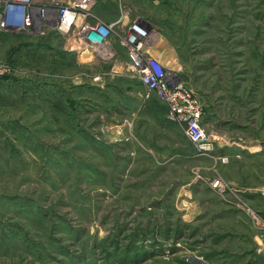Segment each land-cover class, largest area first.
<instances>
[{"label":"rangeland","instance_id":"374dc122","mask_svg":"<svg viewBox=\"0 0 264 264\" xmlns=\"http://www.w3.org/2000/svg\"><path fill=\"white\" fill-rule=\"evenodd\" d=\"M49 16L0 30V264H264V0H95L97 49ZM134 21L210 150L129 68Z\"/></svg>","mask_w":264,"mask_h":264},{"label":"built area","instance_id":"2783aa9c","mask_svg":"<svg viewBox=\"0 0 264 264\" xmlns=\"http://www.w3.org/2000/svg\"><path fill=\"white\" fill-rule=\"evenodd\" d=\"M38 1H42L41 5H38ZM94 3L95 0H0V30L8 26L31 28L36 16L48 25L49 12L54 11L55 23L51 28L55 31L74 35L83 45L104 48L109 44L119 21L108 24L91 19ZM149 38L144 24L137 21L129 24L122 39L129 53V68L146 87L148 95L153 93L165 101L171 118L184 125L186 136L200 150H210L207 131L200 121V107L189 88L183 82L171 83L167 66L145 50L150 44ZM219 158L222 162L228 160L226 156ZM212 185L220 193L233 188L223 187L221 177L215 178Z\"/></svg>","mask_w":264,"mask_h":264},{"label":"crops","instance_id":"0c3cea01","mask_svg":"<svg viewBox=\"0 0 264 264\" xmlns=\"http://www.w3.org/2000/svg\"><path fill=\"white\" fill-rule=\"evenodd\" d=\"M105 23H108V24H114V23H116L117 21H116V19H107L106 21H104ZM11 27H14V28H17V29H27L26 27H20V26H11ZM162 40V38H161V36L159 37V42ZM206 75V74H205ZM204 75V76H205ZM253 141V139H248V140H246L245 142L247 143V142H252ZM244 142V143H245ZM239 144V143H238ZM250 144H252V143H250ZM254 147H251L250 148V150H254V153H256L257 151L255 150V149H253ZM256 174H254V177L255 178H257V175H258V173H257V171L255 172ZM252 178V177H251ZM253 183H257L256 182V180L254 179V180H251V182L249 181L248 183H245V187H242L243 189H244V191L246 190V189H248V190H257L259 187H253L252 185H254ZM248 185H249V187H248ZM202 205H203V207H202V210L204 211V209H205V205H206V211H204V216L203 217H205V215L206 214H209L210 213V211H209V206H210V204H209V202L208 201H203L202 203H201ZM201 205V206H202ZM227 206V205H226ZM227 209H228V211H230V207H226ZM202 210H199L198 209V211L195 213L196 215H194V217H196V216H198V218L200 217V212L202 211ZM224 210L225 209H222V213H223V215H221V217H225L224 215H226V213L224 212ZM217 212H220V211H217ZM216 215H218L219 213H215ZM200 219V218H199ZM218 219H220V218H218ZM222 219H225V220H227L226 218H222ZM217 229V231H215V229H214V232L213 233H217L218 231H219V229L218 228H216ZM220 231H221V229H220ZM226 247H228V246H226ZM230 249L228 248L227 250H226V252H227V254L228 255H230Z\"/></svg>","mask_w":264,"mask_h":264}]
</instances>
